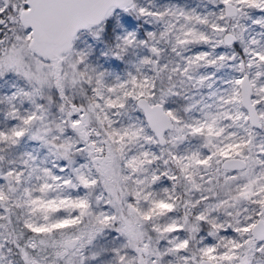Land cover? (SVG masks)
I'll return each mask as SVG.
<instances>
[{"label": "snow or ice", "instance_id": "obj_1", "mask_svg": "<svg viewBox=\"0 0 264 264\" xmlns=\"http://www.w3.org/2000/svg\"><path fill=\"white\" fill-rule=\"evenodd\" d=\"M0 264H264V0H0Z\"/></svg>", "mask_w": 264, "mask_h": 264}]
</instances>
